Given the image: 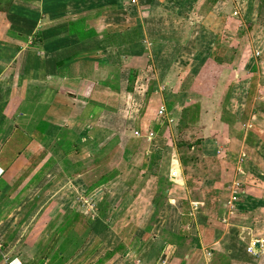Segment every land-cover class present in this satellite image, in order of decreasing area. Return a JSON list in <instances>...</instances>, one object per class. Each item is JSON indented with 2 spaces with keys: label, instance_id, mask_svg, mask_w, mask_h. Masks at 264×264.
Wrapping results in <instances>:
<instances>
[{
  "label": "crops",
  "instance_id": "crops-1",
  "mask_svg": "<svg viewBox=\"0 0 264 264\" xmlns=\"http://www.w3.org/2000/svg\"><path fill=\"white\" fill-rule=\"evenodd\" d=\"M225 11L263 34L239 40V58L215 57L236 50L220 38ZM236 72L257 74L259 89L251 76L236 99ZM263 77L264 0H0V242L23 264H264ZM137 82V138L119 169L92 174L78 147L105 108L96 96L111 84L132 97ZM242 151L261 164L253 175L237 172ZM151 178L165 182L145 233L157 253L97 214L103 188L118 202Z\"/></svg>",
  "mask_w": 264,
  "mask_h": 264
},
{
  "label": "rangeland",
  "instance_id": "rangeland-1",
  "mask_svg": "<svg viewBox=\"0 0 264 264\" xmlns=\"http://www.w3.org/2000/svg\"><path fill=\"white\" fill-rule=\"evenodd\" d=\"M233 1L234 4L240 3V0H233ZM202 2L203 1H198L196 2V4L201 6ZM232 7L233 5L231 4L230 9ZM239 13L237 12V16H235L225 11L226 16L223 17V19L219 20V24H220L219 29L221 30L219 33L221 35L220 38L222 41L226 42L228 40L231 44H233L232 46L236 47L235 53L232 52L233 47L229 49V46L226 44L224 45L226 47L220 49L216 53L215 57L227 58L235 54L236 58H239L242 52L241 44L246 43V41H248L250 44L252 37H255V40L263 37V34L255 32V29L257 27L255 23L247 24L246 21L245 24H247V26L244 25V18H242L243 17L242 14L240 15ZM239 40L241 44L239 43ZM225 73H227V71H225ZM251 76H253L252 78L254 79H251ZM249 78L251 79V83L253 84V91L255 92L256 90L259 89L257 86L258 85L257 74L243 75L242 72H236L235 79L238 81V85L236 86V92L238 95H236L235 97L236 99L240 98L239 95L242 94V90H241L242 86L240 84L243 83V80L249 81ZM113 84L115 85V83ZM262 85H263V93L259 92V94L261 95L263 94V99L262 100L259 99V100L263 102L262 103L263 109H261L263 111V115H260V119L263 120V142H264V77H263ZM144 88L145 87L142 86L140 82H137L135 88L136 94L132 95V97H130L129 95L125 97L124 95L119 94L120 91H115L114 90L115 88H113L110 84V90L107 89V92H105V94L107 95L103 96L104 93L102 94L101 92L97 94L96 102H99V104L104 105L105 108L104 110H102L100 113L97 114L96 118H94L93 121L90 122L88 127L85 129V134L91 135L89 137L91 140L90 143L86 146L82 145L78 147L80 151L79 156H81L82 160L83 158H86V160L89 159L86 162L89 165L88 167L89 170H92L91 171L92 174L95 172L96 174H99V171L104 172L105 170H107L106 173H109L113 171L115 168L116 169L120 168V166L118 165L119 161L121 160L120 158H122L124 152L130 146V143L133 141V139L136 140L137 138V137L135 138V130L137 128L136 126H138L139 124V120H140V116H142V112L147 107V104L145 103L147 99L145 100V97H143L142 94ZM235 104L236 102L233 103V105ZM255 107L260 109L259 105L255 104ZM189 116H191V114H189ZM163 119L164 118L160 117L159 121H162ZM133 121L135 124H133ZM177 121L178 119L176 120V122ZM174 125L175 124L171 125L172 128L167 130L168 131L170 130L173 133L175 131ZM254 126L255 125L249 126V131L247 132V136L243 135V137H247L249 139V134L252 131L253 133L255 132ZM164 130L165 129L163 126V129L160 131L156 130V133H162ZM180 131H182L183 133L180 134L179 137L182 139L189 140V136L191 135V133L186 134L184 129ZM239 132L240 130H234L232 134L234 133L235 136L234 135L233 136L237 138ZM126 138H128L129 141L124 143ZM119 143L124 145L123 148L120 147L121 145L120 146L118 145ZM101 146H105V147L102 150H100ZM236 148H237V144H235V146L233 147L232 149L233 152L235 151ZM105 153H107V155ZM101 155L102 158H104L103 161L105 162L102 164V169L99 170L100 167H98V163L95 161V158ZM247 160L241 163L242 172L244 171L245 174V172L247 171L249 174L253 175L254 173L251 172V170H255L257 167L258 168L261 167V164H259V162H254L255 160H253V164L249 166V163L248 162L246 163ZM132 167L135 168L136 165H132ZM132 167L130 166V169L127 172L124 170V168H122V171L124 170L125 175L123 174L124 175L123 178L125 180L128 179L129 176H131ZM262 168H263V185H264V160H263ZM92 178L93 177H91V180ZM95 178L98 179V175L95 176ZM153 180H155V183H151V182L142 183L136 188L137 191L135 190V192L129 194L127 199H124L125 197L124 195L122 199L118 200V202H116L115 199H112L113 200L112 202H108L107 190L101 187L103 188L102 189L103 191H100V197L97 199V203L99 204L97 214L101 215V217H104L107 222L108 221L111 222L112 227L121 232L123 241L130 247L141 248L142 245L138 247V236L139 235L141 236L142 234L146 239L145 241L147 243H150L151 249L157 253L159 249H157V246L154 245L153 241H150L148 239L149 235H146L145 233L148 231L147 229H149V227L152 226V223L154 221L153 219L158 211L157 209L160 203L159 195H162V192H164L163 188L165 187V182H163V180L161 179L151 178L152 182H154ZM237 193L242 194L241 190H238ZM154 198H157L158 200L155 201ZM110 206H112V208ZM109 207L110 209L107 212V209ZM94 215H96V213ZM184 221L185 223L187 222L186 220ZM168 238L171 237L169 236Z\"/></svg>",
  "mask_w": 264,
  "mask_h": 264
},
{
  "label": "built area",
  "instance_id": "built-area-1",
  "mask_svg": "<svg viewBox=\"0 0 264 264\" xmlns=\"http://www.w3.org/2000/svg\"><path fill=\"white\" fill-rule=\"evenodd\" d=\"M131 3H135L136 0H129ZM158 115L160 117H164L165 116V108L163 106H161L158 110ZM246 153L245 152H241L239 154V156L237 157L236 160V169L238 172H242V168H241V163L244 162L246 160ZM238 188V184H235L233 186V189L231 190V197L230 200H235L237 199V197L239 196V194L237 193V191L239 189ZM254 246H249V250H253ZM0 260L2 262V264H23L22 260L18 257L15 256L13 254H11L7 248L3 245L2 242H0Z\"/></svg>",
  "mask_w": 264,
  "mask_h": 264
},
{
  "label": "trees",
  "instance_id": "trees-1",
  "mask_svg": "<svg viewBox=\"0 0 264 264\" xmlns=\"http://www.w3.org/2000/svg\"><path fill=\"white\" fill-rule=\"evenodd\" d=\"M74 26V23L72 24L71 23V25L69 26V29H70V31L72 32V33H74V31H75V28L73 27ZM81 37H83V36H81ZM157 154V153H156ZM94 188V186H89V189H93Z\"/></svg>",
  "mask_w": 264,
  "mask_h": 264
},
{
  "label": "water",
  "instance_id": "water-1",
  "mask_svg": "<svg viewBox=\"0 0 264 264\" xmlns=\"http://www.w3.org/2000/svg\"><path fill=\"white\" fill-rule=\"evenodd\" d=\"M254 250L255 251H258L259 250V243L258 242H255V244H254Z\"/></svg>",
  "mask_w": 264,
  "mask_h": 264
},
{
  "label": "bare ground",
  "instance_id": "bare-ground-1",
  "mask_svg": "<svg viewBox=\"0 0 264 264\" xmlns=\"http://www.w3.org/2000/svg\"><path fill=\"white\" fill-rule=\"evenodd\" d=\"M91 201V200H90ZM90 203V202H89ZM96 204V203H95Z\"/></svg>",
  "mask_w": 264,
  "mask_h": 264
}]
</instances>
